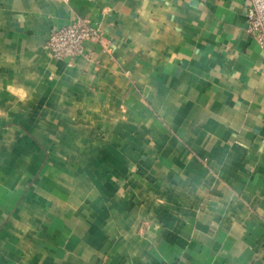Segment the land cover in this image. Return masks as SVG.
Masks as SVG:
<instances>
[{"label": "crops", "instance_id": "obj_1", "mask_svg": "<svg viewBox=\"0 0 264 264\" xmlns=\"http://www.w3.org/2000/svg\"><path fill=\"white\" fill-rule=\"evenodd\" d=\"M248 2L0 0V264H264Z\"/></svg>", "mask_w": 264, "mask_h": 264}, {"label": "built area", "instance_id": "obj_2", "mask_svg": "<svg viewBox=\"0 0 264 264\" xmlns=\"http://www.w3.org/2000/svg\"><path fill=\"white\" fill-rule=\"evenodd\" d=\"M246 19L247 33L264 47V0H249ZM87 43L105 45L98 25L77 19L71 25L54 30L47 46L55 59L69 60L72 65L73 59L84 55Z\"/></svg>", "mask_w": 264, "mask_h": 264}, {"label": "clouds", "instance_id": "obj_3", "mask_svg": "<svg viewBox=\"0 0 264 264\" xmlns=\"http://www.w3.org/2000/svg\"><path fill=\"white\" fill-rule=\"evenodd\" d=\"M20 94H21V98H23V96L26 95L25 93H23V90L22 89L20 90Z\"/></svg>", "mask_w": 264, "mask_h": 264}]
</instances>
